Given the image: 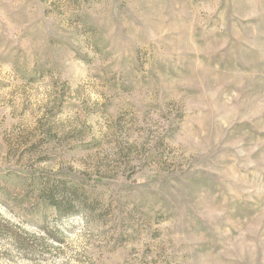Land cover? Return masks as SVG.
Masks as SVG:
<instances>
[{
  "label": "rangeland",
  "instance_id": "obj_1",
  "mask_svg": "<svg viewBox=\"0 0 264 264\" xmlns=\"http://www.w3.org/2000/svg\"><path fill=\"white\" fill-rule=\"evenodd\" d=\"M0 264H264V0H0Z\"/></svg>",
  "mask_w": 264,
  "mask_h": 264
}]
</instances>
